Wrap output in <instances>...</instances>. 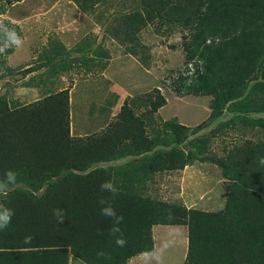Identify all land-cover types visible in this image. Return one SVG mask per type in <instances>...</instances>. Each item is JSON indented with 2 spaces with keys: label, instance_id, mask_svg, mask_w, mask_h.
Masks as SVG:
<instances>
[{
  "label": "trees",
  "instance_id": "16d2710c",
  "mask_svg": "<svg viewBox=\"0 0 264 264\" xmlns=\"http://www.w3.org/2000/svg\"><path fill=\"white\" fill-rule=\"evenodd\" d=\"M68 1L87 14L107 3ZM123 20L113 35L122 45L133 41L126 54L139 57L143 66L150 54L136 39L139 32L152 25L159 33L188 32L186 65L170 84L179 95L210 97L208 121L194 127L178 118L162 121L157 112L167 98L156 87L145 95L150 108L144 119L129 102L135 105L137 97L125 101L120 122L74 138L68 90L51 94L53 88L30 104L0 94V179L9 169L18 174L16 185L0 197V205L15 213L11 225L0 230V264H69L71 257L85 264H129L155 249L153 228L161 225L187 228L185 264H264V0H143L142 8L126 12ZM98 47L94 53L104 54L103 44ZM59 56L47 60L53 73L66 69L64 60L53 64ZM226 115L230 119L220 122L219 130L231 128L242 137L248 128L259 130L256 140L245 138L219 158L210 153L213 130L203 132ZM196 161L222 170L224 209L203 211L149 195L158 174L182 171ZM104 181L118 189L115 199L101 192ZM102 198L123 217L116 236L109 231L111 220L100 213ZM54 208L64 210L60 224ZM28 236L31 242L25 244ZM117 237L125 246L116 244Z\"/></svg>",
  "mask_w": 264,
  "mask_h": 264
},
{
  "label": "rangeland",
  "instance_id": "374dc122",
  "mask_svg": "<svg viewBox=\"0 0 264 264\" xmlns=\"http://www.w3.org/2000/svg\"><path fill=\"white\" fill-rule=\"evenodd\" d=\"M63 1L24 0L9 9L11 5L6 0H0V9L10 10L11 12L20 11L25 16L32 18L26 23H22L25 33L23 36L20 34L24 40L21 48H27V55L25 54L24 57L27 60L31 55L30 46L44 45L46 39L51 41L52 46L58 40L65 41L67 43L66 47L69 49H65L66 52L72 49L77 50L80 35L86 34L90 37L95 34L93 30L97 32L96 35L99 36V41H103L107 45L113 44L112 53L116 61L113 62L111 70L107 73L91 74L81 69L79 72L76 70L75 74L71 73L68 75L66 72L65 77H70L64 79L65 82H58V79H55L57 84L53 86L55 90L51 94L68 90L71 133L74 138H84L89 136V134L101 133L112 124L120 122L122 119L119 114L126 100H135V98L140 97L141 99L135 101V105L131 101L129 102L132 110H136L137 106L142 107L138 109L139 111L136 110V114L138 116L144 115L150 108L148 103H144L146 101L145 95L154 92L156 87H159L162 95L167 98V105L158 114L162 121L178 118L180 122L188 127H194L208 121L211 113L210 97L179 95L176 93L174 86L172 87L170 84L174 74L180 72L186 65L184 36L187 35V31L168 28L165 30L163 28L160 30L162 32L159 33L158 27L152 25L148 30L143 29L139 32L136 35V39L140 42L142 48L145 46L149 47L148 53L150 54L146 66H143L139 61L140 65L133 57L124 53L125 46L131 45L133 41L130 39L129 42L125 41L124 46L113 35V33L122 29L125 13L142 8L143 0H107L106 4H102V6L97 8V12L94 15H84V22L76 18L75 24H69L70 27L73 26L74 29L80 30V32L73 35L76 39L64 38L61 33V23L55 22L57 20L60 21L65 16V18L70 19L72 14L76 15L73 12L74 10L78 13V10H82L73 3L66 5L68 0ZM52 6L51 18L49 15L45 18L35 19L36 15L37 17L40 15L39 13L34 14L35 11ZM59 7H64L63 9L66 12H63ZM56 9L62 12L61 15L54 14ZM59 16H61L60 19ZM13 17L18 18L19 16L17 14ZM52 24L55 27V31L49 33V27ZM36 30L37 32H35ZM29 39L32 41L30 42ZM113 46L115 47L113 48ZM140 54L143 55L142 53ZM135 58L139 59L136 56ZM35 59L33 57L30 61ZM146 70L151 71V73L148 74ZM10 77L8 83L0 82L1 95H6L12 101H18L20 104H30L42 97L36 96L35 91L28 90L30 89L29 87H23L20 82V75ZM43 78L47 79L46 76H43ZM108 78L110 79L111 88L108 96H106V92L109 90L108 85L102 86V90L105 88L104 93L101 90L96 93V89L101 87ZM57 86H61V90ZM139 102L140 104H138ZM105 106L107 107L102 111L101 108ZM253 116L254 118H259L261 115ZM141 118L144 119V117ZM229 119L230 115H226L203 132L209 134L213 130L216 137L213 139L210 153L217 155L219 158L224 157L233 146L243 143L245 138L257 139L256 133L259 128L256 131L248 128L249 134L246 137H242L238 131L231 128L219 130L220 122H226ZM260 135V139L264 138V133ZM130 160L131 157L113 164H123ZM225 184L227 182L219 167L214 164L196 161L193 166H188L182 171L158 174L149 195L159 200L183 203L191 208L216 212L224 209L226 204ZM153 235L155 249H163L165 242H172V246L163 254L162 264H185L188 249V231L186 227L156 226L153 228ZM69 264L85 263L78 258L71 257ZM132 264H144V260L141 256H138L133 259Z\"/></svg>",
  "mask_w": 264,
  "mask_h": 264
},
{
  "label": "crops",
  "instance_id": "0c3cea01",
  "mask_svg": "<svg viewBox=\"0 0 264 264\" xmlns=\"http://www.w3.org/2000/svg\"><path fill=\"white\" fill-rule=\"evenodd\" d=\"M23 1L24 0H22L21 2H18L16 4L11 5V7L9 9H11L12 7H14L15 5H17L19 3H22ZM64 1H66V0H64ZM55 2H59V0H55ZM69 4H71L70 1H68L66 5H69ZM59 8L63 12H66V10L63 9L64 7H59ZM52 10H53V6L50 8H45V9H38L37 11L34 12V14L39 13L40 15H39V17H37V15H36L35 19L38 20L41 18H45L49 15L51 18ZM78 11H79V13L74 10L73 12L76 15L72 14L70 19L65 18L66 17L65 16L60 21L57 20L55 22V23H57V22L61 23V33H62V36L64 38L76 39L73 35L77 32H80V30H76L73 28V26H71V27L69 26V24H75L74 21H76L75 20L76 18L80 21L82 20L81 22H84V20H83L84 15L92 16L97 12V10H96V12L94 14H87V13H84L80 10H78ZM61 13L62 12L58 9H56L54 12V14H56V15H61ZM17 14L19 16L18 18L13 17L14 15H17ZM0 18L3 19V22L5 24H7L8 27L15 28L16 32L19 35L21 34L22 36L25 33L23 30L22 23L23 22L26 23L28 20L32 19L30 17L25 16L24 13H20V11H12L11 12L10 10L6 11V10H1V9H0ZM60 18H61V16H59V19ZM20 22H21V24H20ZM148 28L149 27L145 28L144 30H146V29L148 30ZM49 30H50L49 33H52L55 31V27L53 26V24H52V26L49 27ZM35 32H37V30ZM93 32L95 34H93L90 37L86 34L80 35V42L77 45L78 49L77 50H75V49L70 50V51H72L71 55H66L62 52L64 49L69 50L66 47L67 43L65 41H62V40H58L57 42H55L53 44V46H52V43L49 39H46V43L44 45H37V46L32 45V46H30L29 50H30L31 55H30L28 60L24 58L25 54L27 55V48H25V47L21 48L20 47L19 49H15V48L6 49V54H0V82L8 83L10 78H11L10 76L17 77V75H20V77H21L20 82L23 84V87H26V88L29 87L30 89H28V90L35 91L36 96H44L46 94H50V92L53 90V86H56L57 83H55V81H56L55 79H58V82H65L64 79L70 77V76L65 77L66 72L68 73V75H70L71 73L75 74L76 70L79 72V70L81 71V69H82L84 71L90 72L91 74H96V73H101V72L107 73L108 71L111 70L113 62L116 61V59L113 58L114 54L112 53V45L113 44L107 45L103 41H99V36L96 35L97 32L95 30H93ZM140 35H141V33H140ZM5 39H6V37H4L3 32L0 31V47L4 46ZM25 40H26V37H25ZM29 40H30V42L32 41L31 39H29ZM93 44H94V46H93ZM100 44H103V49L105 50V53L104 54L96 53V52L94 53V51L97 48H99L98 46ZM90 45L93 46V49L90 48ZM114 47L115 46H113V48ZM55 49H57V51H60V52L55 53L54 52ZM84 49H86L87 51H82ZM126 52L127 51H126V46H125V49H124L125 55H127ZM60 53L63 56H59L58 59L53 64H57L58 62H61L64 60L65 62H62L61 65H63V66L66 65V69L59 70V71L53 73V70H49V69H47L48 67H46V64H48L47 60L51 56H53L55 54H60ZM127 56L133 57L137 61V63L140 65V63L138 62V59H136L134 56H132V55H127ZM33 57H35L36 59L34 61H30V59H32ZM66 58L69 60L67 61ZM106 62H108V65H107V67H104ZM130 63L133 64L132 61H130ZM29 70H31V71H29ZM146 71L148 74L151 73V71L149 72V70H146ZM43 76H46L47 79H44ZM31 79H32V84L26 85V83L31 81ZM4 81H7V82H4ZM109 82H110V79L108 78V80L105 81V83L103 85H101V87L96 89V93L98 90H101V92L104 93L105 88H103V90H102V86L105 87V85H108L109 90L106 92V96H108L109 92L111 91ZM60 87L61 86H59L58 88H60ZM59 90H61V88ZM45 91H46V93H44ZM139 108H142V107L137 106L136 110H138ZM136 110H135V112H136ZM133 259L130 261L129 264H132Z\"/></svg>",
  "mask_w": 264,
  "mask_h": 264
},
{
  "label": "clouds",
  "instance_id": "9594fccd",
  "mask_svg": "<svg viewBox=\"0 0 264 264\" xmlns=\"http://www.w3.org/2000/svg\"><path fill=\"white\" fill-rule=\"evenodd\" d=\"M0 31H2L4 37H6L4 46L0 47V54H6V49H19L23 46V37H21L16 32L15 28L8 27V25L3 22L2 18H0ZM159 111L157 112V115L159 114ZM136 116L138 115L136 114ZM17 180L18 174L13 170H7L4 173L3 178L0 179V197H6L8 195L10 187L15 186ZM100 190L101 192L110 193V199H115L116 195L118 194V189L111 181H104L100 185ZM98 203L102 205L100 209L101 215L110 219L112 222L113 227L109 230L110 234L116 236V234L120 232L119 225L122 222L123 217L117 215L116 210L111 206L108 200L102 198L98 201ZM14 215L15 213L13 209L0 205V230H6L11 225ZM52 215L55 217L57 223L59 224L65 220L64 210L62 208H54L52 210ZM31 239L32 237L30 236L25 237L23 242L25 244L30 243ZM116 244L120 247H123L125 246L126 241L123 237H117ZM171 246L172 242L168 241L163 244V249L160 248L142 252L140 255L144 260V264H162L163 254ZM101 255H103V253H101Z\"/></svg>",
  "mask_w": 264,
  "mask_h": 264
}]
</instances>
